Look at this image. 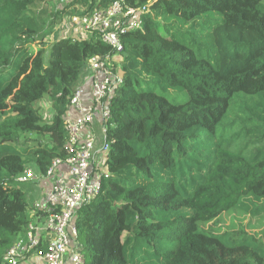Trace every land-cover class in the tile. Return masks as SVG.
<instances>
[{"label": "trees", "instance_id": "obj_1", "mask_svg": "<svg viewBox=\"0 0 264 264\" xmlns=\"http://www.w3.org/2000/svg\"><path fill=\"white\" fill-rule=\"evenodd\" d=\"M49 1L0 0V264L33 218L16 177L67 156L88 59L112 52L94 35L45 47L64 16L111 0H70L47 22ZM125 1L147 11L122 36L101 190L75 217L85 264H264V0Z\"/></svg>", "mask_w": 264, "mask_h": 264}, {"label": "built area", "instance_id": "obj_2", "mask_svg": "<svg viewBox=\"0 0 264 264\" xmlns=\"http://www.w3.org/2000/svg\"><path fill=\"white\" fill-rule=\"evenodd\" d=\"M146 11V7H130L125 0H111L107 7L90 14L75 13L62 19L60 38L94 35L110 46L112 52L88 59L90 102H85L79 87L64 116L67 156L54 159L45 173H36L28 167L16 177L19 184L38 181L42 195L33 201L34 216L24 234L6 251V264H20L30 254L44 264H85L76 240L75 217L78 209L101 190L102 173L96 170L95 162L99 153L103 160L107 157L105 125L111 116L112 101L124 83L122 36L141 27ZM70 111L76 116L69 115Z\"/></svg>", "mask_w": 264, "mask_h": 264}, {"label": "rangeland", "instance_id": "obj_3", "mask_svg": "<svg viewBox=\"0 0 264 264\" xmlns=\"http://www.w3.org/2000/svg\"><path fill=\"white\" fill-rule=\"evenodd\" d=\"M70 1V0H69ZM68 1V2H69ZM66 0H50L45 6L47 9V15L45 16V19L47 22L51 21V18L49 17L48 14H50L51 12H54L58 9H61L64 7ZM61 28H64L63 22L62 20L58 22V24L56 26H54V29L52 30L51 28V33L49 34V36L45 39V47H47V49L50 48L51 44L58 38H60L59 36V32L58 30H60ZM61 38H66V37H61ZM34 49L35 51H37V49H39V44H35L34 45ZM48 61V54H47V59ZM50 100L48 97H45L41 100H39L36 103V106L39 107V109H41V111L43 112L44 116H46L47 118H51V114H52V110H51V104L49 103ZM24 138L26 139V141H28L29 143H35L36 141V135L35 134H27L26 136H24ZM23 138V139H24ZM23 190L25 191V195H26V200L28 202L29 205V211L32 210V205H33V201L38 198V196L40 195V187L38 186V181H34L33 183H27V184H21L20 185ZM39 193V194H38ZM230 220L227 216L223 217L220 221V224L217 226V228H223V227H227L229 224Z\"/></svg>", "mask_w": 264, "mask_h": 264}, {"label": "crops", "instance_id": "obj_4", "mask_svg": "<svg viewBox=\"0 0 264 264\" xmlns=\"http://www.w3.org/2000/svg\"><path fill=\"white\" fill-rule=\"evenodd\" d=\"M80 87L82 89L83 97H84L85 102H90L89 101L90 100V77H89V73H87L85 75V77L83 78ZM49 103L51 104V101ZM51 110H52V106H51ZM42 114H43V112H42ZM70 114L72 116H76L74 111H70L69 115ZM53 116H54V112H52L50 119H52ZM43 117H44V119L49 120V118L44 116V114H43ZM98 130H99V126H98ZM96 148L99 149V144L96 146ZM95 167H97L96 170H98V172H104L103 170L105 169V165L103 163V155L101 153L98 154V159L95 162ZM39 193H40L39 196H41L42 195L41 188H40V192ZM29 214L34 216V211L33 210L29 211ZM20 264H44V262L42 260L38 259L35 254H30L28 257H26L24 260H22V262Z\"/></svg>", "mask_w": 264, "mask_h": 264}]
</instances>
